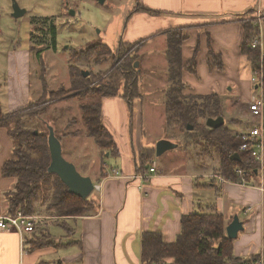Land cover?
Listing matches in <instances>:
<instances>
[{"label":"crops","instance_id":"obj_1","mask_svg":"<svg viewBox=\"0 0 264 264\" xmlns=\"http://www.w3.org/2000/svg\"><path fill=\"white\" fill-rule=\"evenodd\" d=\"M16 1L19 8L25 11L24 15L31 11V16L38 18L60 15L35 13L31 4L33 0ZM38 1L48 3L45 7L48 9L56 0ZM134 2L133 10L138 6L153 13L130 12L124 28L125 42L147 39L144 45L151 41L165 49L166 32L174 29L189 31L188 38L180 46L182 65L194 58L196 66L195 73L182 71L181 82L185 89L181 95L190 98L218 95L221 100V115L198 120L199 123L210 130L224 127L230 134L239 136L246 134L252 123L264 125V108L262 118L256 120H252L248 111L255 98H263L262 84L257 88L252 84L254 77H260L255 75L250 61L240 51L242 22L260 13L263 18L262 23L257 24L258 48L261 58L264 55V0ZM10 4L11 0H0V28H3L1 22L5 14L9 16ZM209 47L220 56L222 69L209 68ZM30 48L29 44L27 49H19L16 44V49L9 51L8 57L0 61L2 115L3 109H7L6 114H9L33 103L29 98V82L31 66L37 60ZM137 72L139 96L136 100L127 101L122 88L118 94L100 100L102 125L111 135L115 151L105 154L107 156L101 162L102 172L100 170L98 174L90 165L95 160L84 163L85 167L90 165L88 172H92L83 177H89L93 184L92 192L83 199L88 200L91 206L85 216L56 217L43 208H38L32 215H23L20 211L16 215L9 213L6 195L13 189L16 179L6 177L3 166L13 157L15 141L9 136L8 129L0 126V217L20 214L34 219L33 232L20 235L14 230L0 229V264H142L145 240L148 241L152 234H160L162 243L171 245L181 231L183 216L208 213L210 209L224 218L225 234L234 217L242 223L243 229L233 239V255L239 258L259 256V263L264 264V138L260 169L248 164L245 155L249 168L241 169V177L235 175L226 179L220 176L216 172L219 159L210 169L199 167V158L202 163L208 155L218 158L216 148L212 147L208 154H204L206 149H202V145L191 147L188 151L189 148L184 147L192 144L191 140L181 143L166 133L167 87L147 92L143 81L139 83L142 78L140 71ZM161 74L168 84L166 72ZM257 89L260 90L259 96H256ZM142 99L145 101L141 102ZM69 102H62L66 111L71 107ZM52 105L48 110H55ZM219 117L223 119V124L218 128L206 125L208 119ZM77 118L74 126L62 134L63 140L56 137L61 144L63 158L73 165L83 163V157L90 156L88 142L82 138L87 136L86 131L83 134L79 127H75ZM50 123L53 127L54 123ZM154 126H157L156 130H153ZM160 142H167L171 147L157 156L156 146ZM64 143L67 144L66 156ZM203 143L206 145L204 140ZM182 151L188 155L183 157ZM141 152H146L145 156ZM146 157L148 161L144 163ZM163 157L168 160L163 161ZM231 160L240 162L235 154ZM152 168L155 171L150 173ZM219 177L226 181L219 182ZM48 221L64 229L59 238L50 235L45 224Z\"/></svg>","mask_w":264,"mask_h":264},{"label":"trees","instance_id":"obj_2","mask_svg":"<svg viewBox=\"0 0 264 264\" xmlns=\"http://www.w3.org/2000/svg\"><path fill=\"white\" fill-rule=\"evenodd\" d=\"M138 11L153 13L144 7H136L133 10V12ZM60 16L62 14L58 17ZM58 17H31L30 20L32 25L30 49L37 62L41 64L42 72L44 71L42 53L47 49H51L54 53L58 52L55 24ZM242 27L243 42L240 51L250 61L255 75L261 78L264 98V55L261 58L259 48L251 47L259 38L257 22L249 17V20L242 22ZM165 34L169 73L173 75L172 85L167 89L165 131L170 135V130L177 128L184 141L196 135L202 137L206 145L217 150L219 166L216 172L226 179L234 178L237 167L240 166L242 170L249 168L241 152L240 162L231 160V156L239 152L241 137L239 134H230L224 130V127L210 130L198 122L201 119L221 115L220 97L211 95L190 98L181 95L185 89V85L181 82V73L184 68L195 73V61L192 58L184 68L182 67L180 46L185 38L180 29ZM123 46L125 43L122 42L119 49ZM110 53L112 50L102 43L94 44L83 51L69 48V57L74 61L82 62H89L91 58H103L102 61H105L109 59ZM208 66L210 69L223 68L220 56L214 54L210 47ZM81 67L84 66L70 64L68 68L70 88L65 90L61 87L56 92H51L49 95L47 93V96L51 100L50 104L86 99L79 105L80 120L85 126L86 133L94 140L103 155L112 154L115 151L114 142L102 125L100 100L102 97L118 94L121 85L124 89L123 96L129 102L132 97L138 98L137 69L134 68L133 63L125 61L109 72L106 83L97 88L95 85L92 87L95 81L94 74L90 71L89 76L84 77ZM44 110L43 105L33 102L17 112L4 115L0 113V126L6 127L9 136L15 141L13 157L3 166V174L16 179L13 189L6 195L9 213L16 215L20 211L23 215H32L38 208H43L46 213L56 217L85 216L89 214L90 202L70 194L60 179L47 171L51 161L47 144L48 127H51L56 135V126L55 124L53 127L50 126L46 119L40 117L46 114ZM62 115L63 113L58 118L63 122ZM47 116L48 120L56 122L52 114ZM75 121L76 119L73 118L66 126L68 128L74 126ZM188 126H192L193 130L188 131ZM147 161L146 157L144 163ZM225 226L224 218L214 209H210L208 213L183 216L181 231L173 244H163L158 233L152 234L148 241L145 240L146 244L141 255L142 264H260L259 256L239 258L233 255V240L226 237ZM168 260L170 262H167Z\"/></svg>","mask_w":264,"mask_h":264},{"label":"rangeland","instance_id":"obj_3","mask_svg":"<svg viewBox=\"0 0 264 264\" xmlns=\"http://www.w3.org/2000/svg\"><path fill=\"white\" fill-rule=\"evenodd\" d=\"M15 2L17 3L16 0ZM31 2L32 9L35 10V13L46 14L48 12V14L52 15L63 14L62 16L58 17L57 21L55 22L57 27L56 45L58 52L54 53L51 51V49L45 50L42 53L44 71L42 72L41 64L36 62L32 64L30 72L29 98L34 103L38 102L40 105H43L46 114L40 117L46 119L49 123L50 120H48L49 117L47 115H50V112L53 111L54 108L47 110L51 101L49 100L47 93L49 95L51 92L58 91L61 87L65 90L70 88V74L68 69L70 64H74L75 66L83 65L84 67H81L83 76L84 72L87 73V76L84 77H88L90 71L94 74L95 81L93 82L92 87L95 85L97 88H100L102 85H104L106 83L107 74L111 72L116 66L124 63L125 61H128L131 64L133 63L134 68L137 65V68L135 69L140 71L142 78V80H139V83L143 81V86L146 87L145 90L147 92L160 91L162 89H166V87L167 89L171 87V78H173V75L172 73H169V64L166 54L167 47L165 49L164 47L160 48L157 46V44L155 45L151 41L149 42L150 44L144 45L147 39H140L143 40V42H138L140 40L134 41L132 43L125 42V23L128 19V15L130 12H132L135 5L134 0H56L49 6L48 9L45 8L47 5H49L48 3L46 4V2H40L38 0H33ZM11 7L12 0L9 7V16L5 14V18H3V21L1 22L3 28H0V61L8 57L9 51L16 49V44L19 49L23 50L27 49L30 44V31L32 28L30 20L32 17L31 13L33 12H27L26 15L18 19H14L11 13ZM262 18L263 16L258 15L257 13L252 17L253 21H256L258 24L262 21ZM246 20H249V17L244 21ZM188 32L189 31H183L185 40L188 38ZM255 41H258L260 45L259 38ZM122 42L125 43V46L119 49V46ZM100 43L107 45L112 50V53L108 55L109 59L105 61H102L103 58H91L89 62H82L74 61L69 57V48H72L76 51H83L94 44ZM259 45L256 47H259ZM32 61L35 60L32 58ZM186 65H182V67L184 68ZM185 70L189 71L187 69ZM164 72L167 74L168 84L166 78L161 76L163 75L161 73ZM114 76H116V74ZM164 83L166 84L165 87ZM252 84H254L255 88H257V86L260 85V78L254 77ZM259 95L260 90L257 89L256 96ZM130 99L131 101L136 100L134 97ZM69 101L71 107L68 111L65 110L66 105L62 102L52 105L55 107L52 116L56 120V122L54 121L56 126V135L62 140V134H65L68 128L66 124L68 121L72 120V117H78V124L75 125V127H79L83 131V134H85L86 131L84 124L80 120L81 112L79 109L80 103L85 102V99H72ZM144 101L145 99H142L141 102ZM2 112L3 114H6L7 109H3ZM62 113L64 120L63 122L61 118H58V116ZM50 126H52L51 123ZM156 129L157 126H154L153 130ZM170 135L181 143L184 142V139L178 133L177 128L170 130ZM82 138L88 142L90 156L83 157V163H75L74 166L76 167L78 173L82 176H89L91 174L92 171H90V173L88 172V167L90 165H92L91 168H93L95 174H98L102 167L101 162L107 155H102L95 142L89 138L88 135H83ZM188 140H191L192 144H188L185 147L183 146L185 149L189 148L188 151L191 149V147H195L197 145H202V149H206L204 154H208L212 150V146L206 147V145H204L202 137H198L196 135L192 138H189ZM65 146L67 148V144L64 143V156H66L65 153L67 151ZM182 153L183 157L188 155L183 151ZM145 154L146 152H141V155L145 156ZM235 155L238 157V161H241L240 152L235 153ZM162 159L163 161L168 160L164 157ZM68 160L70 159L68 158ZM94 160V164L89 162V166H84V163H87L88 161L93 162ZM217 160L218 158L216 155L215 158L211 155H208V157L204 159L203 163L199 158L197 165L199 167L210 169L215 165ZM235 175L238 174L235 173ZM242 175H239V177ZM39 213L41 214L40 209ZM45 224L47 225L51 236L59 238L58 235H60L61 232H64V229L60 228L51 221H48Z\"/></svg>","mask_w":264,"mask_h":264},{"label":"water","instance_id":"obj_4","mask_svg":"<svg viewBox=\"0 0 264 264\" xmlns=\"http://www.w3.org/2000/svg\"><path fill=\"white\" fill-rule=\"evenodd\" d=\"M12 11V17L14 19H18L25 14V11L19 8L15 0H12ZM135 68H137V65ZM84 76H87V73L84 72ZM222 124L223 119L221 117L215 120L208 119L206 121V125L212 129L218 128ZM187 129L192 130V127L189 126ZM47 144L51 159L47 171L55 174L67 187L70 194H73L81 199H86L93 190L92 181L89 177H83L80 175L76 170V167L63 158L61 144L56 138L51 127H48ZM156 147V155L159 156L165 149L170 148L171 145L167 142H160ZM242 229V223L237 217H234L233 221L226 227L227 238L231 240L235 239L237 233Z\"/></svg>","mask_w":264,"mask_h":264},{"label":"built area","instance_id":"obj_5","mask_svg":"<svg viewBox=\"0 0 264 264\" xmlns=\"http://www.w3.org/2000/svg\"><path fill=\"white\" fill-rule=\"evenodd\" d=\"M261 15L260 13H257ZM258 24V23H257ZM259 45L258 41H254L252 44V48H255ZM253 81V79H252ZM261 84V79H260ZM257 87H260L257 86ZM264 108V99L262 96L255 98L248 107V111L250 113V117L252 120L261 119L263 115ZM241 144L238 148L239 152H241L246 157V162L252 165L255 168L261 167L263 163L262 156V148H263V138H264V125L260 123L259 125L253 124L249 131L246 134H242L241 136ZM155 169H149V172H154ZM235 173L238 175H242L243 171L239 168L235 169ZM212 178L216 179L215 176ZM219 182L226 181L221 177L218 178ZM33 218L25 217L18 214L16 217H0V229L4 230H14L16 233L20 235L23 232H33Z\"/></svg>","mask_w":264,"mask_h":264}]
</instances>
